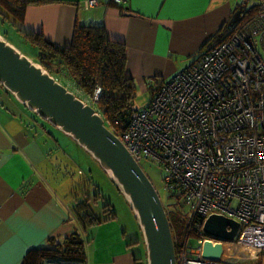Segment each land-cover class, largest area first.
<instances>
[{"label": "crops", "instance_id": "obj_1", "mask_svg": "<svg viewBox=\"0 0 264 264\" xmlns=\"http://www.w3.org/2000/svg\"><path fill=\"white\" fill-rule=\"evenodd\" d=\"M68 1L72 3L29 4L22 20L7 16L10 24L2 19L15 30V37L27 43L24 32H32L59 46L70 44L76 24L103 25L109 39L125 44V74L142 89L149 86L151 90L224 39L243 10V2L232 0H99L90 8L84 0ZM153 77L159 80L154 87ZM80 146L0 84V264H21L30 250L55 246L72 232H79L84 240V261L49 258L44 264H141L137 217L109 173L107 186L111 199L120 205L118 210L93 182L91 169L88 173L79 169L78 182L59 183L55 149L64 151L63 163L68 166ZM88 153L83 149L77 163L90 162ZM92 194H97L95 205L88 203L101 221L84 228L73 206ZM96 199L108 203L112 213L97 206Z\"/></svg>", "mask_w": 264, "mask_h": 264}, {"label": "built area", "instance_id": "obj_2", "mask_svg": "<svg viewBox=\"0 0 264 264\" xmlns=\"http://www.w3.org/2000/svg\"><path fill=\"white\" fill-rule=\"evenodd\" d=\"M98 3L84 0L86 8ZM52 76L101 114L100 87L89 95L67 67ZM117 136L142 168L141 163L164 168L167 192L189 209L185 237L175 250L176 264H240L235 259L239 248L250 254L248 259L262 252L264 1L252 17L236 21L226 39L162 83L145 108L132 110ZM212 214L239 223L234 240L204 231ZM191 235L196 237L194 245L188 243ZM206 241L221 248L219 259L203 256Z\"/></svg>", "mask_w": 264, "mask_h": 264}, {"label": "water", "instance_id": "obj_3", "mask_svg": "<svg viewBox=\"0 0 264 264\" xmlns=\"http://www.w3.org/2000/svg\"><path fill=\"white\" fill-rule=\"evenodd\" d=\"M0 84L41 119L70 135L109 173L137 217L146 245L147 264H176L170 222L161 197L149 175L105 125L101 114L1 34ZM238 227L237 221L212 214L203 229L208 235L232 241ZM220 254L219 246L208 241L203 244L204 257L219 259Z\"/></svg>", "mask_w": 264, "mask_h": 264}, {"label": "trees", "instance_id": "obj_4", "mask_svg": "<svg viewBox=\"0 0 264 264\" xmlns=\"http://www.w3.org/2000/svg\"><path fill=\"white\" fill-rule=\"evenodd\" d=\"M56 1L61 0H0L2 7L0 13L5 20H8L7 16H10L13 20L20 21L29 4H47ZM262 1L264 0H259L249 8H242L241 16L236 21L241 23L256 14ZM67 2L72 3L68 0ZM8 22L11 24L12 20L9 19ZM228 36L229 34L224 39ZM24 38L38 49L36 55L38 58L35 62L51 74L58 71V68L53 67L52 64L54 60L59 59L62 65L69 69L83 91L93 95L96 88L100 87L97 107L104 118L105 125L116 135L125 129L131 111L134 110L130 100L134 95L135 85L132 79L125 74L126 55L123 42L109 39L103 25L76 24L71 42L67 46L51 43L40 33L24 32ZM156 90L153 89L154 92ZM168 198L171 201L164 204L167 214L183 207L173 194L168 193ZM102 209L107 213H112L108 203H104ZM73 210L78 222L84 228L95 226L101 221L93 213L87 198L78 200L73 206ZM170 227L172 228L171 224ZM49 241H53V237H50ZM173 242L176 250L178 240L173 237ZM84 244L81 235L72 232L55 246L48 245L30 250L21 264H44L45 260L49 258L60 259L64 263H81L85 258Z\"/></svg>", "mask_w": 264, "mask_h": 264}, {"label": "rangeland", "instance_id": "obj_5", "mask_svg": "<svg viewBox=\"0 0 264 264\" xmlns=\"http://www.w3.org/2000/svg\"><path fill=\"white\" fill-rule=\"evenodd\" d=\"M232 1H233V3L243 2L242 8H249L254 3H257L259 0H232ZM1 8L2 7L0 6V10H1ZM0 34L9 43H11L15 48H17L21 53L25 54L29 58L30 57L33 58L34 60H36L38 58V56H36L38 53L37 47L31 43H27L26 41L23 40V38L19 39V38H17L18 36L15 37V34H16L15 30L12 28V26L10 24L3 21L1 13H0ZM52 65H53V67L57 68V67H60L62 65V63L60 62L59 59H56V60H54V63ZM170 77H168V78H170ZM168 78H166L165 80H167ZM151 81H152L151 84L153 87L155 86V84L157 82H159L158 78H156V77H153V79ZM134 85H135V91H134V95H133L132 99L130 100V103H131V106L133 107L134 110H140V109L145 108L148 105V103L150 102V100L153 96L154 91H153V89L151 90V88L149 86H146L145 88L142 89L140 84H134ZM18 111L20 112V110H18ZM21 113H23L22 109H21ZM47 123H49V122H47ZM49 125H51V124L49 123ZM80 147H82V146H80ZM83 149H84V151H86V153H88L85 148H82V149L76 151L75 152V158L76 159H75L74 163L69 161L68 166L63 163V160H65L67 158V155L64 153V151L61 148L55 149L56 150L55 153L58 155V157H56V160H54V161H57L56 166H58L57 174H58V178H59V183H63V184L67 185V184L71 183V181L74 182V180H77V182H78V180L81 177L80 172H78L79 169H82L86 173H88L89 170L91 169L92 174H90V175H91L93 182L97 183L98 186L101 187L103 193L106 196V199L109 201L111 200L110 201L111 204L113 203L112 206L115 208V210H116V208L118 210L120 205L117 204L114 199H111L113 197H112V194L110 193V190L108 189V186H107L108 180L106 179V175L108 173L105 172V170L99 165L98 161L93 156H91L90 153H88L89 157H91L89 160L90 162H87L85 164L84 163L83 164L77 163V159L80 160V157L78 158V156H81L80 153H81V151H83ZM141 164L143 165L145 172L149 175L151 181L153 182L154 186L156 187L163 204L169 203L171 200H170V198H168V192L165 188L164 181H163V178L165 175L164 168L162 166L156 165L154 163H149V164L141 163ZM83 166H85L86 168H84ZM95 195H97V194H94V195L92 194L88 199L91 204L93 203V205H95L94 204ZM96 200L100 202L99 205H97V206L102 208V206L105 202L101 203V201H102L101 199H96ZM129 207L131 209L130 203H129ZM133 215L135 216L134 212H133ZM167 216H168V218L170 220V224L172 226L171 230L173 233V237H175V240L182 242L183 238L185 237L186 225H187V220H188V216H189L188 207L183 206V207H181V209L171 211L170 213L167 214ZM123 217H124L123 216V210L121 209L120 220H123ZM135 221H137V220H135ZM136 223L138 225L137 227H139V229H141L139 222L137 221ZM141 232H142V230H141ZM77 233H79V232H77ZM140 238H141V240H140V244H139V249L142 251V253H140V255H141L140 263L141 264H147L146 245H145L143 233L141 234ZM195 239H196L195 236H192V235L189 236L188 243L190 245H194ZM244 254H246V255H244ZM248 256H250V254H248V252L244 248H239L237 253H236L235 259L237 258V261L240 264H264V250H262V252L257 253L255 255L253 253L251 255V257H252L251 259H248L247 258Z\"/></svg>", "mask_w": 264, "mask_h": 264}, {"label": "bare ground", "instance_id": "obj_6", "mask_svg": "<svg viewBox=\"0 0 264 264\" xmlns=\"http://www.w3.org/2000/svg\"><path fill=\"white\" fill-rule=\"evenodd\" d=\"M250 250H252V249H250Z\"/></svg>", "mask_w": 264, "mask_h": 264}, {"label": "clouds", "instance_id": "obj_7", "mask_svg": "<svg viewBox=\"0 0 264 264\" xmlns=\"http://www.w3.org/2000/svg\"><path fill=\"white\" fill-rule=\"evenodd\" d=\"M145 171V170H144Z\"/></svg>", "mask_w": 264, "mask_h": 264}]
</instances>
